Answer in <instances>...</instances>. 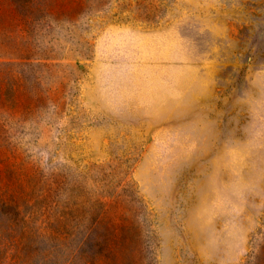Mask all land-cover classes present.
Masks as SVG:
<instances>
[{
    "label": "rangeland",
    "instance_id": "rangeland-1",
    "mask_svg": "<svg viewBox=\"0 0 264 264\" xmlns=\"http://www.w3.org/2000/svg\"><path fill=\"white\" fill-rule=\"evenodd\" d=\"M0 264H264V0H0Z\"/></svg>",
    "mask_w": 264,
    "mask_h": 264
}]
</instances>
